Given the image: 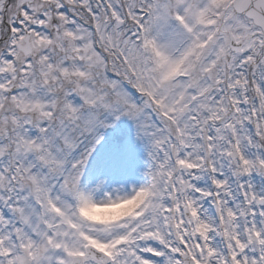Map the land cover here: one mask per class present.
<instances>
[{"label":"snow or ice","instance_id":"1","mask_svg":"<svg viewBox=\"0 0 264 264\" xmlns=\"http://www.w3.org/2000/svg\"><path fill=\"white\" fill-rule=\"evenodd\" d=\"M0 264H264V0H0Z\"/></svg>","mask_w":264,"mask_h":264}]
</instances>
